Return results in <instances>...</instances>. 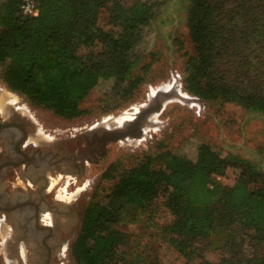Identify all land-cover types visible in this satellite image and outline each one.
<instances>
[{
  "label": "trees",
  "instance_id": "obj_1",
  "mask_svg": "<svg viewBox=\"0 0 264 264\" xmlns=\"http://www.w3.org/2000/svg\"><path fill=\"white\" fill-rule=\"evenodd\" d=\"M20 1L0 2V79L70 120L86 112L98 78L113 80L103 96L112 108L132 98L150 65L141 64L134 47L154 7L170 0H135L119 9L120 0H35V17L19 11ZM102 11L111 16L106 30L93 26ZM187 27L194 54L185 62L184 91L264 113V0H190ZM228 168L236 170L231 183ZM159 196L171 222L158 237L182 264H264V174L206 142L197 145L194 160L161 150L122 169L110 191L84 210L69 245L75 264H131L121 248L127 234L117 223ZM210 251L216 261L206 257Z\"/></svg>",
  "mask_w": 264,
  "mask_h": 264
},
{
  "label": "rangeland",
  "instance_id": "obj_2",
  "mask_svg": "<svg viewBox=\"0 0 264 264\" xmlns=\"http://www.w3.org/2000/svg\"><path fill=\"white\" fill-rule=\"evenodd\" d=\"M133 1L135 0H120L116 9L128 8ZM189 2L190 0H170L154 7V17L143 28V38L134 47L140 56L141 64L150 63L149 71L144 74V80L135 89L132 98L114 108V102L103 97L105 92L111 90V78L97 79L84 104L86 112L70 120L32 104L24 95L9 90L1 79L0 91L7 90L11 99L16 98V105L24 104L39 123L41 132H50L62 139L69 130L78 134L94 125L104 126L103 120L107 116L115 117L132 112L136 105L149 100L148 93L152 89L165 86L173 78L177 79L179 88L186 92L182 84L185 62L189 55L194 54L187 27ZM110 17L109 11L100 12L97 18L92 17L93 26L103 30L110 28L111 24H107ZM88 46L95 47L93 44ZM187 100L188 104L178 99H170L155 116V121L148 123L143 140L128 138L108 143L104 154L98 156L95 163L87 164L84 178L78 179L74 185L70 183L73 178L58 177V186L63 189L67 183V188L74 192L72 197L64 198L66 194H62L64 191L60 189L58 196L68 201L76 200L75 202L82 206H87L90 201L103 198L116 182L122 169L133 163L141 154L155 155L161 150H171L194 160L200 142L209 143L226 157L249 161L256 170L264 174V113L246 110L235 103L204 102L194 98ZM48 128L55 129V132L49 131ZM64 140L65 143L67 139ZM226 174L225 182L231 183L236 170L228 168ZM61 180L64 182L60 183ZM82 183L83 189L75 191ZM164 200L165 196H159L139 213H122L117 227L127 234V240L121 248L124 250V257L132 262L131 264H182V258L158 237L161 228L171 222L170 209ZM1 218L0 215V264H8L2 252L6 228ZM80 224L81 221L65 245V250L59 257V264H75L69 253V245ZM206 257L216 261L217 253L207 252Z\"/></svg>",
  "mask_w": 264,
  "mask_h": 264
},
{
  "label": "flooded vegetation",
  "instance_id": "obj_3",
  "mask_svg": "<svg viewBox=\"0 0 264 264\" xmlns=\"http://www.w3.org/2000/svg\"><path fill=\"white\" fill-rule=\"evenodd\" d=\"M6 102H0V215L6 228L2 252L8 264H59L86 205L60 198L58 177L73 178V185L84 178L87 164L100 156L101 143L86 142L83 135L101 125L78 134L69 130L63 139L42 132L49 139L43 141L39 123L25 105ZM66 189L64 198L74 193Z\"/></svg>",
  "mask_w": 264,
  "mask_h": 264
},
{
  "label": "water",
  "instance_id": "obj_4",
  "mask_svg": "<svg viewBox=\"0 0 264 264\" xmlns=\"http://www.w3.org/2000/svg\"><path fill=\"white\" fill-rule=\"evenodd\" d=\"M176 97L181 98V100L186 103L188 102V100L181 96L175 88H170L168 90H156L153 96L143 106H141L136 113H134L131 119L125 120L122 125L115 128H107L105 126L92 128L89 132L83 135L84 140L86 142H100L101 148L98 151V154L100 155L104 154L105 146L108 142L126 140L128 138L138 140L144 137L145 127L147 123H149L150 117L155 114L158 115L163 110L164 105L170 99ZM190 97L198 101L201 100L194 96ZM87 161L93 162V160L90 159Z\"/></svg>",
  "mask_w": 264,
  "mask_h": 264
},
{
  "label": "bare ground",
  "instance_id": "obj_5",
  "mask_svg": "<svg viewBox=\"0 0 264 264\" xmlns=\"http://www.w3.org/2000/svg\"><path fill=\"white\" fill-rule=\"evenodd\" d=\"M1 88V87H0ZM170 88H175V90L181 95L183 96L184 98L186 99H191L192 97H190L186 92H183L180 88H179V84H177V79L176 78H173L171 81H169L167 84H165V86H160L158 87L157 89H152L149 93H148V98L150 99L153 94L155 93L156 90H168ZM7 91V90H6ZM6 91H0V102H3V101H7V102H10L12 104L13 103H16V98H13L11 99L9 97V93L6 92ZM13 95V94H12ZM174 99H178V100H181V98H174ZM182 101V100H181ZM6 102V103H7ZM146 103V102H145ZM145 103H141V104H138L134 107V110L132 112H125L121 115H118V116H115V117H111V116H107L105 120H103V125L104 126H113V127H118L120 125H122V123L125 121V120H128V119H131L134 115V113L137 112V110L139 108H141V106H143ZM157 114L153 115L152 117H150L149 119V123L151 122H154L155 121V116ZM148 125V123H147ZM145 127V132L147 131L148 127ZM147 128V129H146ZM38 133L40 134V139H42L43 141H47L49 140L48 138H46V136H44V134L38 130ZM138 140H143V137L138 139ZM39 141V140H38ZM83 189V186L79 187V189L77 188L76 191L78 190H82ZM64 192H62V194H67L66 191V185L63 187L62 189ZM72 193L68 196H71L72 197Z\"/></svg>",
  "mask_w": 264,
  "mask_h": 264
},
{
  "label": "built area",
  "instance_id": "obj_6",
  "mask_svg": "<svg viewBox=\"0 0 264 264\" xmlns=\"http://www.w3.org/2000/svg\"><path fill=\"white\" fill-rule=\"evenodd\" d=\"M19 11L26 16L35 17L39 14V7L35 0H21Z\"/></svg>",
  "mask_w": 264,
  "mask_h": 264
}]
</instances>
